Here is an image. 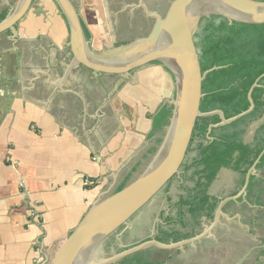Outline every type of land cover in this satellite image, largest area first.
<instances>
[{
	"label": "crops",
	"instance_id": "obj_1",
	"mask_svg": "<svg viewBox=\"0 0 264 264\" xmlns=\"http://www.w3.org/2000/svg\"><path fill=\"white\" fill-rule=\"evenodd\" d=\"M0 13V264H56L151 120L127 126L126 75L110 95V74L78 57L96 48L85 31L74 41L57 0H0Z\"/></svg>",
	"mask_w": 264,
	"mask_h": 264
},
{
	"label": "rangeland",
	"instance_id": "obj_2",
	"mask_svg": "<svg viewBox=\"0 0 264 264\" xmlns=\"http://www.w3.org/2000/svg\"><path fill=\"white\" fill-rule=\"evenodd\" d=\"M176 1L72 0V3L83 16L93 36L90 39L93 47L99 53L150 37L159 20L166 17ZM65 18L69 24L66 15ZM114 75L109 76L110 95L115 91L116 81L122 79ZM123 80L117 87H126L132 95V98H126L121 107L125 120L129 122L127 126L135 125L134 121L137 123L139 115L144 117V113L151 124L147 130L143 127L140 131L142 133L135 129L129 131L140 134L133 142L137 158L134 161L130 159L131 153L126 155L125 161L110 167L109 178L104 181L101 201L104 203L121 193L141 171L171 118L169 116V119L160 123L157 130H153L155 116L165 105L173 111L170 102L176 98L175 77L159 63L134 69ZM260 123L258 120L248 128L245 142L254 140ZM194 155V152H190L186 161H190ZM252 171L257 175L250 182L247 175L223 168L208 190L219 199L213 216H202L199 226L184 230L191 237L175 245L174 242L166 243L172 245L170 247L151 244L143 249H152L153 260L164 261L165 264H264V256L261 254L264 247V166L253 168ZM173 176L169 185L165 183L132 217L128 226L118 230L114 238L111 239L113 234L106 240L98 252V259H108L155 240L161 224L167 229L165 217L176 215L177 210L173 204L180 194H187L189 187L194 185L186 177L180 178L179 170ZM109 189L112 190L107 193Z\"/></svg>",
	"mask_w": 264,
	"mask_h": 264
},
{
	"label": "water",
	"instance_id": "obj_3",
	"mask_svg": "<svg viewBox=\"0 0 264 264\" xmlns=\"http://www.w3.org/2000/svg\"><path fill=\"white\" fill-rule=\"evenodd\" d=\"M57 2L69 21L74 41H77L84 33L80 13L71 0ZM30 4L31 0H23V10ZM212 15L225 16L230 21L264 22V1L177 0L166 17L159 20L150 37L99 53L92 50L87 41V55L78 54L79 60L95 72L108 74L128 75L134 69L159 63L175 77L177 91L176 98L171 102L173 111L169 123L141 171L110 201L101 202L104 193L99 197L69 239L56 264H111L151 244L172 246L155 239L108 259L97 257L106 240L122 226H128L132 217L177 172L196 118L206 115L199 108L202 95L198 84L210 70L202 76L198 74L193 44L201 19ZM252 108L253 104L250 110ZM217 112L222 117V123L240 116L226 119L222 111ZM263 120L264 116L260 121ZM254 167L247 173L248 181Z\"/></svg>",
	"mask_w": 264,
	"mask_h": 264
},
{
	"label": "trees",
	"instance_id": "obj_4",
	"mask_svg": "<svg viewBox=\"0 0 264 264\" xmlns=\"http://www.w3.org/2000/svg\"><path fill=\"white\" fill-rule=\"evenodd\" d=\"M5 16L6 13H0V22ZM82 24L86 38L90 40L89 29L85 23ZM193 46L198 74L202 76L210 70L198 84L202 95L199 108L206 115L196 118L176 168L180 171V178L186 177L194 185L189 187L187 194H180L173 204L176 215L165 217L167 229L159 225L156 240L165 244L191 237L185 229L199 226L202 216H213L219 199L208 190L222 168H231L246 176L253 166H264V120L257 128L254 140H244L249 126L264 116V22L230 21L221 15L203 17L194 35ZM171 111L166 105L161 109L155 116L153 130L171 116ZM217 111H222L226 119L240 116L222 123ZM190 152L195 155L186 161ZM172 176L167 181L168 185ZM255 177L252 174L250 182ZM114 236L115 233L111 239ZM261 254L264 256V247ZM111 264L165 262L154 261L152 249L147 248Z\"/></svg>",
	"mask_w": 264,
	"mask_h": 264
},
{
	"label": "built area",
	"instance_id": "obj_5",
	"mask_svg": "<svg viewBox=\"0 0 264 264\" xmlns=\"http://www.w3.org/2000/svg\"><path fill=\"white\" fill-rule=\"evenodd\" d=\"M94 182H93V180H91V179H89V178H86L85 179V184L86 185H92Z\"/></svg>",
	"mask_w": 264,
	"mask_h": 264
},
{
	"label": "flooded vegetation",
	"instance_id": "obj_6",
	"mask_svg": "<svg viewBox=\"0 0 264 264\" xmlns=\"http://www.w3.org/2000/svg\"><path fill=\"white\" fill-rule=\"evenodd\" d=\"M81 20H82V23H85V21H84L82 15H81ZM85 24H86V23H85ZM251 125H252V124H251ZM249 127H250V126H249Z\"/></svg>",
	"mask_w": 264,
	"mask_h": 264
}]
</instances>
